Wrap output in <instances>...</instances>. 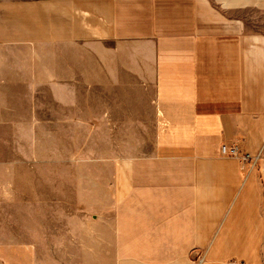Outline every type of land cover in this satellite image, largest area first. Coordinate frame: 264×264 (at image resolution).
Returning a JSON list of instances; mask_svg holds the SVG:
<instances>
[{
	"label": "crops",
	"instance_id": "0c3cea01",
	"mask_svg": "<svg viewBox=\"0 0 264 264\" xmlns=\"http://www.w3.org/2000/svg\"><path fill=\"white\" fill-rule=\"evenodd\" d=\"M53 6L57 63L40 67L44 81L72 98L101 89L104 108L111 88L138 85L161 124L117 209L92 217L85 264H263L264 35L238 0ZM222 144L250 157L222 156Z\"/></svg>",
	"mask_w": 264,
	"mask_h": 264
},
{
	"label": "rangeland",
	"instance_id": "374dc122",
	"mask_svg": "<svg viewBox=\"0 0 264 264\" xmlns=\"http://www.w3.org/2000/svg\"><path fill=\"white\" fill-rule=\"evenodd\" d=\"M238 2L247 29L264 35V0ZM54 10L53 0H0V264L95 256L92 217L117 209L161 126L138 85L111 88L104 108L101 89L72 98L44 81L40 67L57 63L45 42Z\"/></svg>",
	"mask_w": 264,
	"mask_h": 264
},
{
	"label": "built area",
	"instance_id": "2783aa9c",
	"mask_svg": "<svg viewBox=\"0 0 264 264\" xmlns=\"http://www.w3.org/2000/svg\"><path fill=\"white\" fill-rule=\"evenodd\" d=\"M221 154H222V156H225V157L242 158L244 160H246L250 157L247 153L243 152L241 146L238 144H222ZM197 260L199 262H202L203 258L197 257Z\"/></svg>",
	"mask_w": 264,
	"mask_h": 264
}]
</instances>
